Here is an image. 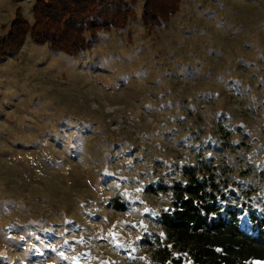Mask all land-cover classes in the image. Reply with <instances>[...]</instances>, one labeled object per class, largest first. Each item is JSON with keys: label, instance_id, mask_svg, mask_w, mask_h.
Returning a JSON list of instances; mask_svg holds the SVG:
<instances>
[{"label": "rangeland", "instance_id": "obj_1", "mask_svg": "<svg viewBox=\"0 0 264 264\" xmlns=\"http://www.w3.org/2000/svg\"><path fill=\"white\" fill-rule=\"evenodd\" d=\"M33 2L0 0V38L17 7L32 22ZM141 3L76 54L27 34L0 56V264H151L162 187L190 166L219 170L223 205H241L240 228L254 234L264 0H182L152 29Z\"/></svg>", "mask_w": 264, "mask_h": 264}, {"label": "trees", "instance_id": "obj_2", "mask_svg": "<svg viewBox=\"0 0 264 264\" xmlns=\"http://www.w3.org/2000/svg\"><path fill=\"white\" fill-rule=\"evenodd\" d=\"M182 0H142L140 20L147 29L161 27ZM137 0H34L30 23L15 10V18L0 38V56L17 50L28 34L52 50L76 54L90 48L102 29L125 26L136 14ZM222 91V89H220ZM207 168V167H203ZM185 167L184 182L162 187L170 193L159 214L164 239L148 241L151 264H264V215L247 208L254 229L240 228L241 205H223L228 186L219 170ZM114 208L125 209L115 201Z\"/></svg>", "mask_w": 264, "mask_h": 264}]
</instances>
